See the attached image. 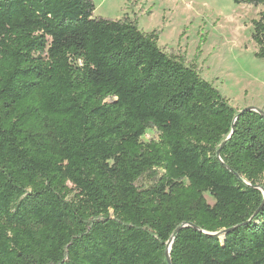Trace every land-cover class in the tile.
Here are the masks:
<instances>
[{"label": "trees", "instance_id": "obj_1", "mask_svg": "<svg viewBox=\"0 0 264 264\" xmlns=\"http://www.w3.org/2000/svg\"><path fill=\"white\" fill-rule=\"evenodd\" d=\"M95 10L0 0V264H264V110Z\"/></svg>", "mask_w": 264, "mask_h": 264}, {"label": "rangeland", "instance_id": "obj_2", "mask_svg": "<svg viewBox=\"0 0 264 264\" xmlns=\"http://www.w3.org/2000/svg\"><path fill=\"white\" fill-rule=\"evenodd\" d=\"M95 5V18H130L146 33L158 31L159 46L195 64L234 108L264 110V60L256 57L252 40V22L263 7L233 0H95ZM152 139L159 134L149 130L143 140Z\"/></svg>", "mask_w": 264, "mask_h": 264}, {"label": "water", "instance_id": "obj_3", "mask_svg": "<svg viewBox=\"0 0 264 264\" xmlns=\"http://www.w3.org/2000/svg\"><path fill=\"white\" fill-rule=\"evenodd\" d=\"M247 111H257V112H261L262 113V110H259V109H255V108H248L246 109ZM218 155H220V152H218ZM188 226H192L193 228H196V226H193V225H188ZM188 226H183V227H180L176 233H179L180 231H182L185 227H188ZM240 226L236 227V228H233V229H230V230H227V231H224V232H221V233H218V234H213V235H220V234H228V233H231L235 230H237ZM174 242V238H172L170 240V242L168 243V251H167V259H168V262L169 264H172V261H171V258H170V254H171V248H172V244Z\"/></svg>", "mask_w": 264, "mask_h": 264}]
</instances>
